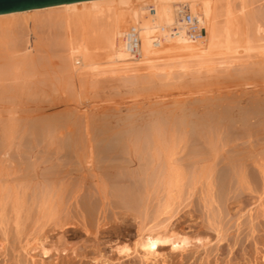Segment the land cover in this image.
Segmentation results:
<instances>
[{
  "label": "bare ground",
  "instance_id": "6f19581e",
  "mask_svg": "<svg viewBox=\"0 0 264 264\" xmlns=\"http://www.w3.org/2000/svg\"><path fill=\"white\" fill-rule=\"evenodd\" d=\"M183 12L202 26L200 36L186 34ZM130 25L136 56L121 40ZM43 50L70 88L110 76L130 91L264 69V0H80L0 13L3 97L46 61ZM256 84L172 96L146 110L130 105L124 114L106 105L88 113L84 104L55 113L34 106L25 128L31 149L42 136L58 147L35 150L22 168L0 156V170L13 174L0 186V264H264V85ZM13 124L2 125L1 145ZM80 131L94 154L86 165L60 149L78 144ZM243 194L251 204L244 211ZM198 204L202 224L191 231L186 221ZM234 247L242 253L232 260Z\"/></svg>",
  "mask_w": 264,
  "mask_h": 264
},
{
  "label": "rangeland",
  "instance_id": "374dc122",
  "mask_svg": "<svg viewBox=\"0 0 264 264\" xmlns=\"http://www.w3.org/2000/svg\"><path fill=\"white\" fill-rule=\"evenodd\" d=\"M41 53L46 55V61H44L43 64L35 65L30 71H26L23 74V76L20 79H18L16 82L15 81L12 82L13 84L14 83H16L18 85L21 84V86H19L20 89L18 87V88L13 89L12 91L7 92L8 95L10 93L13 94V97L11 99H9L7 97L8 98L7 99V98L2 96V95H6V93L0 94V125H1L0 129H1L2 125L6 122L12 121L14 123L13 124V134L10 138H7V141L9 143L6 141V144L4 143L5 145L0 144L1 145L0 146V153H1L0 156L5 157V155L7 154L6 157L8 159L10 158L11 164L16 163V164H14L15 166L19 164L18 166H20L21 168L24 167V164H25V162H23V161L27 160L28 158L32 159L34 157V155H36L35 154L36 151L42 152L44 154H49V152H51L53 149H56L58 147V143H57V140L55 137H53L55 139L54 140L53 138H48V137L44 138L42 136L39 138L40 140H36L39 142L41 140L42 141L37 146H35L36 148L33 147L34 150H33V148L31 149L32 143H30V142H33L34 137H33V139H32V137L30 138L31 135L27 134V131L25 128H26V124L28 122V120L26 121V119H29V114H30L29 112H31V114H32L35 111L34 106L39 107V105H40L42 112H45L47 109L50 108L52 110V112L49 109L50 111H48V113H55L56 112L55 108H58L59 105H61L63 108L58 109L57 110L58 112L60 110L64 109V107L73 108L75 106H77V107L79 106L81 108L83 104H84L83 105L84 109L85 108H94V107H98L101 105H106V106H109L111 108H120L121 107L119 109L120 113L123 112L121 114H124L125 113L124 108L126 109L127 108L126 106H130V105L141 106L143 109L146 110L148 104H150L152 102L154 103L157 101L160 102V100L161 101H165V100L167 101V99L170 100V99L175 98V97L180 98V97H185V96L189 97V98H195V97L201 96L204 92L208 94V93L217 91L219 89H221V91H222V90H227V88L233 89L235 87V89H238L239 87H248V86L250 87V85H247L248 83H254V84L257 83L256 85H258V86L264 85V74H263L264 69L263 68H260V69L257 68V69H254L256 72H254V70L252 69L253 71L247 70L246 72L244 71L242 73H237L238 75L232 74V73L231 74H226V73L223 74L222 73L223 76H221V74H218L217 72H216V74H214L215 71L214 72L212 71L213 73L210 71L207 73H202L199 76L198 80L193 79V78L191 79V78H189L191 76L188 75V77L186 76L182 80L175 83L174 86L173 85L163 86L161 84L160 85L159 84H152L151 86L149 84H147V85H149V86H147L145 84L143 86L142 85L137 86V88H133V90H130V91L127 90V88H125L123 86L118 87L119 81L115 77H114V79L109 78L110 76L106 77V78L104 77L101 80H99L97 83L92 84V85L88 82L84 86H81L78 88L74 86V87L70 88L68 85V81L65 78V74L63 72H61V68L59 66V63H58L56 56L54 54H52L51 51L46 52L45 50H43V52H41ZM258 70H260V72ZM261 71H262V74H261ZM217 75H220V76H217ZM7 83L8 82L6 81L5 85ZM9 83H11V82H9ZM154 85L156 87H154ZM0 88H1V82H0ZM224 88H226V89H224ZM173 89H175V90H173ZM113 90H115V92ZM188 91H190V92H188ZM13 92H19V93L16 95V93H13ZM14 95H16V96H14ZM164 96H166V97H164ZM172 96H174V97H172ZM13 98H15V99H13ZM51 104L55 105V106H52ZM120 104H122V105H120ZM143 104L146 106H144ZM45 105H48V106H46V107H48L47 109H46ZM61 106H59V107H61ZM112 106H114V107H112ZM30 107H33V109H34V110H32L33 112L30 111L31 110ZM51 107H53L55 110ZM83 107H82V109H83ZM37 112H39V111H37ZM84 112L88 113L89 110L85 109ZM9 113L10 114L12 113L11 114L12 118H10L8 116ZM13 117H15L16 119L15 118L13 119ZM1 122H4V123H1ZM21 124H23V125H21ZM15 130H16V132H15ZM16 133H17V137L15 136L16 138L14 139V135ZM80 133L83 134V131H80L79 135H80ZM25 135H27V136H25ZM21 136H22V138H21ZM29 138L32 141L28 142L27 140ZM0 139H1V130H0ZM79 139L76 141L77 143L79 141V143L73 144L70 148L69 147H67V148L63 147L64 148L63 149V148H60L61 146L59 148L62 149L61 150L62 152H65L66 149H69L68 151H70L72 148L71 151H74L78 154L79 158L81 159V163L83 161L82 165H84L85 161H88L90 156H94V154L91 155V153H93V152L90 151V148H89L90 152L88 151L87 144L85 143L84 140H82L83 138L81 139V135H80ZM24 141H26L29 144H26V142H24ZM82 143H83V145H81ZM28 145H29V148H28ZM18 147H19L20 151L17 149ZM7 148H8V150H7ZM91 149H92V147H91ZM140 149L141 148L132 149V151H135V155H137L138 151L140 152ZM27 150H31L29 152L31 154L33 153L34 155L33 154L31 155L29 153V155H31V156L28 157ZM93 150H95V149L93 148ZM86 154L89 156L88 159H87ZM11 158L15 159V160L13 159L14 163L12 162ZM18 162H20V163L22 162V165H20V163H18ZM85 165H86V163H85ZM12 175L11 174H10V176L6 175V171L0 170V177L2 178V179L0 178V186H1V184L2 185L4 184V182H3V181H5V180H3L4 178L5 179H7L9 177L11 178ZM86 175H87L88 181H90L92 179L91 174L88 172V174H86ZM198 185L199 184H197L196 187ZM0 196H3V191L1 189V187H0ZM249 200L250 199L247 198L246 194L242 195V198L240 201L243 205V206H241L242 211H244V209H246L248 207V204L251 205ZM198 207H199V204H198V206H196V209L194 210L195 212L192 213V216H191V220L193 219L191 221L192 223L190 224V222H188L190 220L186 221L190 225L188 227V229L191 231H193V230L195 231V230L199 229L200 224H202V217L200 216L201 215V207H199V208ZM186 229H187V227H186ZM208 233L211 234L210 235V237L212 238L211 241L214 243L215 238H214L213 232H210L208 230ZM262 238H264V235ZM212 242H211V244H213ZM246 246H247L246 247L247 251L248 250L252 251L251 247L248 244H246ZM257 247L262 248V249L258 248L259 250L261 249L260 250L261 253H262V251H264V246H262L261 244L257 245ZM226 248H227V245L224 244V246L222 248V252L217 253V254H219L218 255L219 257L217 256L219 259L224 256V254L227 250ZM237 249L238 248L234 247L233 248V254H231V253L228 254L229 257L232 256V258H233V259L231 258L232 260H235V258L237 259V256L239 258L240 254L242 253L239 249L238 250ZM251 251H248L250 256L253 255V252H252V254L250 253ZM261 253H259V254L256 253L257 255L255 253L254 254L256 256H259L258 258H260ZM212 255L209 257L210 259L212 258ZM214 257H216V255ZM211 263H214V261H212ZM195 264H197V263L195 262Z\"/></svg>",
  "mask_w": 264,
  "mask_h": 264
},
{
  "label": "built area",
  "instance_id": "2783aa9c",
  "mask_svg": "<svg viewBox=\"0 0 264 264\" xmlns=\"http://www.w3.org/2000/svg\"><path fill=\"white\" fill-rule=\"evenodd\" d=\"M181 22L185 25L186 34L190 37L200 36L204 29L197 23L195 17L187 12H183L180 17ZM121 40L126 48V50L132 55H138L139 50V38L138 31L134 25L126 27L121 32Z\"/></svg>",
  "mask_w": 264,
  "mask_h": 264
},
{
  "label": "water",
  "instance_id": "95a60500",
  "mask_svg": "<svg viewBox=\"0 0 264 264\" xmlns=\"http://www.w3.org/2000/svg\"><path fill=\"white\" fill-rule=\"evenodd\" d=\"M80 0H0V13Z\"/></svg>",
  "mask_w": 264,
  "mask_h": 264
}]
</instances>
